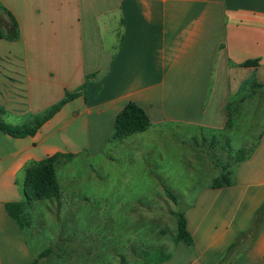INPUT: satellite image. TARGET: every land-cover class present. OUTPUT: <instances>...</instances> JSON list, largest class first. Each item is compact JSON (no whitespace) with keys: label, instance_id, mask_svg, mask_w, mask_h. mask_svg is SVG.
I'll use <instances>...</instances> for the list:
<instances>
[{"label":"crops","instance_id":"0c3cea01","mask_svg":"<svg viewBox=\"0 0 264 264\" xmlns=\"http://www.w3.org/2000/svg\"><path fill=\"white\" fill-rule=\"evenodd\" d=\"M0 1V29L14 37H0V87L9 88L17 108L19 94L26 95L22 115L42 103L45 109L90 77L85 97L65 104L34 136L0 131V264L33 260L23 229L5 208L21 200L16 175L31 160L57 152L105 148L129 101L161 130L167 123L226 129L230 118L237 119L230 129L253 127L259 110L264 119V0ZM251 61L256 65H245ZM72 127L73 149L49 145L42 135L74 139ZM261 134L254 152L235 165L233 184L203 191L185 211L194 245L178 242L159 264H219L234 241L242 248L234 264H264ZM247 135L245 142H253ZM192 215L203 216L198 225Z\"/></svg>","mask_w":264,"mask_h":264},{"label":"rangeland","instance_id":"374dc122","mask_svg":"<svg viewBox=\"0 0 264 264\" xmlns=\"http://www.w3.org/2000/svg\"><path fill=\"white\" fill-rule=\"evenodd\" d=\"M0 37L14 42V37H8L2 28ZM3 83L4 78L0 85ZM8 92L9 88L0 87V121L15 126L31 125L65 97L45 109H41L42 103L41 108L22 115L21 104L26 102V95L19 94L22 97L17 108L14 95L11 97ZM168 125L164 130L153 127L121 143H108L106 148L81 151L60 165L58 175L63 193L59 202L41 200L26 204L33 224L23 231L32 262L47 248L50 251L43 257L44 264H121L122 260L142 264L149 255L147 248L162 255L173 254L177 244L173 212L188 211L203 191L211 189L212 180L221 173L217 164L227 162L222 156L238 153L243 133L255 141L264 130V119L259 110L253 127L241 124L236 129L212 127L213 131H208L194 124L178 128L175 123ZM73 129L70 133L74 139L66 133L42 135L50 140L49 145L60 143L61 148L70 145L73 149ZM24 179L25 168L16 175L15 183V192L22 200ZM166 188L179 196V205L167 196ZM199 217L203 218L192 215L197 225Z\"/></svg>","mask_w":264,"mask_h":264},{"label":"trees","instance_id":"16d2710c","mask_svg":"<svg viewBox=\"0 0 264 264\" xmlns=\"http://www.w3.org/2000/svg\"><path fill=\"white\" fill-rule=\"evenodd\" d=\"M9 14L13 28L16 26V21L14 15L7 10ZM256 61L246 62L245 65H256ZM90 77L86 76V81L76 90L72 92H67L65 97L57 104L53 105L52 108L47 111L43 116L37 117L33 123L29 126H15L9 125L5 122L0 121V131L16 138H24L27 136H34L36 132L50 120L65 104L74 100L78 96L83 95L85 97L87 91V82ZM153 122L150 119L146 110L137 102L129 101L123 109L117 114L113 131L109 137L108 143L117 141L123 142L131 136L138 133L147 131L153 126ZM234 126V120L230 118L228 122V127L232 128ZM256 141L261 139V132ZM247 138V133H243L242 147L238 150V153L234 156L226 155L225 164L218 165L221 168V173L214 177L211 183V188H220L225 186H230L233 184L234 172L236 170L237 164L241 163L247 159L256 149L257 142L253 141L245 142ZM214 144V142H212ZM249 144L248 147H246ZM107 147V146H106ZM105 147V148H106ZM104 151V150H103ZM90 150H85L84 153H88ZM80 153L72 152H57L53 155L41 158L39 160H31L25 166V179L23 187L24 200L8 201L5 204L6 211L8 215L12 218L14 222L21 228H30L33 224L32 217L27 211V203H32L41 200H59L62 197L63 185L60 182L58 170L61 164L71 161L73 157L79 155ZM222 161V160H219ZM167 196L177 205L180 204L179 196L172 191L170 188H166ZM176 223L177 230L174 237L176 243L180 241L186 242L188 245H194V238L188 229L187 218L184 211L173 212ZM243 235H240L239 240H241ZM238 242L234 241L228 251L221 258L219 264H234L233 260L240 254L242 248H237ZM149 250L148 258L142 264H159L171 257L170 253L163 254L157 252L156 250ZM49 248L44 250L39 254L38 258H35L32 264L38 263L40 259L45 257ZM121 264H127L126 261L122 260Z\"/></svg>","mask_w":264,"mask_h":264}]
</instances>
